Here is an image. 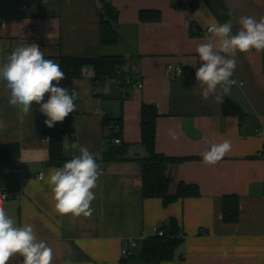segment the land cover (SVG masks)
I'll return each mask as SVG.
<instances>
[{
	"label": "crops",
	"instance_id": "1",
	"mask_svg": "<svg viewBox=\"0 0 264 264\" xmlns=\"http://www.w3.org/2000/svg\"><path fill=\"white\" fill-rule=\"evenodd\" d=\"M24 2L29 8L21 14ZM111 2L119 10V39L104 44L100 0H0V16L5 19L0 27L7 26L0 29V66L21 43H37L44 58L60 68L64 56L123 55L125 70L139 75L143 83L126 87L118 78L94 83L93 71L88 70L81 76H65L58 85L78 93L76 111L69 114L73 132L63 137L66 161L80 154L79 146H86L103 171L91 203L94 211L86 218L54 211L50 190L38 175L43 172L47 178L51 169L66 161L60 165L49 161L51 137L44 131L47 117L40 106L33 102L32 112L21 120L19 109L8 103L5 82L0 81V144L20 145L18 165L0 166V191L11 194L0 201V207L17 226H35L38 239L53 249L52 264H146L122 253L126 240L136 238L141 244L156 234L154 227L171 217L181 224L184 242L174 259L152 264H264V52L235 57L231 79L236 84L226 97L243 108L242 119L226 115L223 102L202 99L195 78L201 63L195 49L208 42L206 34L196 35L198 30L231 21L236 34L241 16H264V0ZM181 2L195 7L177 6ZM143 10L160 11L161 17L142 19ZM170 64L183 73L172 77ZM143 104H154L159 113L156 150L184 158L168 167L170 193L186 182L198 185L199 195L168 205L162 198L143 195V160L149 156L142 144ZM106 116L122 118L118 137L112 134L119 129L104 126ZM169 129L179 139L172 140ZM224 139L231 141V151L216 165L205 164L201 153ZM123 145L125 152L119 158L104 159L109 148ZM232 194L240 199V214L237 221L226 222L223 199ZM22 262L17 254L7 264Z\"/></svg>",
	"mask_w": 264,
	"mask_h": 264
},
{
	"label": "clouds",
	"instance_id": "2",
	"mask_svg": "<svg viewBox=\"0 0 264 264\" xmlns=\"http://www.w3.org/2000/svg\"><path fill=\"white\" fill-rule=\"evenodd\" d=\"M232 11H229V16ZM238 23L240 28L236 34H232L231 21L213 24L205 37L208 42L195 49L201 62L195 78L204 100L212 97L217 103H222L223 98L231 93L232 86L236 84L231 77L236 68L237 53L264 52V16L259 19L241 16ZM6 27L4 25L0 29ZM176 71L181 73L179 68ZM65 78L60 65L45 59L37 43H21L0 66V81L5 82L10 92L9 105L19 109L23 120L32 112L35 102L47 117L44 123L48 128L63 122L76 111L77 91L69 93L67 88L58 86ZM46 93L49 94L48 99L42 102ZM169 135L172 140L179 139L172 129H169ZM231 148L228 139L212 143L209 150L201 153L202 160L205 164L216 165ZM79 153L61 167L51 169L47 178L43 174L39 176V180L49 188L54 211L60 216L70 214L88 218L94 211L91 203L103 171L86 146H79ZM17 254L23 257L22 264H52L54 259L53 249L38 239L34 225L25 223L17 226L0 207V264H7Z\"/></svg>",
	"mask_w": 264,
	"mask_h": 264
},
{
	"label": "trees",
	"instance_id": "3",
	"mask_svg": "<svg viewBox=\"0 0 264 264\" xmlns=\"http://www.w3.org/2000/svg\"><path fill=\"white\" fill-rule=\"evenodd\" d=\"M43 3L50 0H37ZM101 10V39L104 44H114L118 41L119 35L116 23L119 18V10L113 6L111 0H100ZM180 7H195L191 3H178ZM142 19H159L160 11L143 10L140 12ZM196 35H204L197 32ZM127 58L123 55H100L93 57H71L61 58V70L65 76H81L84 67L93 71L92 79L94 83L102 82L110 78H118L122 86L126 84V76L134 74L126 71L124 66ZM120 72V74H118ZM223 111L226 115H237L242 119L245 116L243 108L229 97L223 98ZM159 116L157 107L154 104H143L141 109L142 144L149 152V156L143 160V195L145 197L162 198L163 203L168 205L178 199L188 196L199 195V187L196 184L180 182L174 194L170 193L171 176L169 165L184 158L170 157L159 153L156 150V123ZM121 117L114 118L106 116L103 119L105 127L111 131L119 129V133L112 136L118 137L122 128ZM44 131L51 137L50 163L60 165L67 159L64 156L63 137L66 132H73V125L70 117H66L63 122H57L54 127L48 128L44 124ZM126 146L109 148L104 159H116L124 154ZM20 156V145L18 143L0 144V166H17ZM223 213L226 222H235L240 214V199L238 195H226L223 199ZM163 235L154 234L145 238L139 244L137 251L128 258H138L146 264L170 261L175 258L178 248L183 244L185 234L181 224L175 217L169 218L168 222L160 227Z\"/></svg>",
	"mask_w": 264,
	"mask_h": 264
},
{
	"label": "built area",
	"instance_id": "4",
	"mask_svg": "<svg viewBox=\"0 0 264 264\" xmlns=\"http://www.w3.org/2000/svg\"><path fill=\"white\" fill-rule=\"evenodd\" d=\"M29 6L26 2L22 3L21 4V7H20V11H21V14H23L24 12H26V10H28ZM5 22V19L3 17L0 16V23H4ZM211 27V26H209ZM208 27V28H209ZM208 28H206L205 30H198V32H201L203 34H206L208 33ZM181 69V73H178L176 70L177 69ZM89 68L88 67H84L83 68V72L85 74H88ZM168 70L170 72V75L174 78H176L177 76L181 75L183 73V69L179 66H174V65H169L168 66ZM118 74H120V72H118ZM126 84H128V86H131V85H138L140 87L143 86V83L142 81L140 80V76L137 75V74H132L131 75H127L126 76ZM115 142H120L121 139L120 138H115L114 139ZM262 154H264V150L262 151ZM8 171V169H7ZM44 173L43 172H40L39 175H38V178L39 176ZM6 197V198H5ZM9 198H11V194L9 193V191L7 190H3V191H0V201L1 200H8ZM154 231L156 232V234H159V235H163L164 234V231L159 227V226H156L154 227ZM139 245V242L136 238H129L126 240L125 244H124V247L122 249V253L126 256H129L133 253L134 249L137 248Z\"/></svg>",
	"mask_w": 264,
	"mask_h": 264
}]
</instances>
